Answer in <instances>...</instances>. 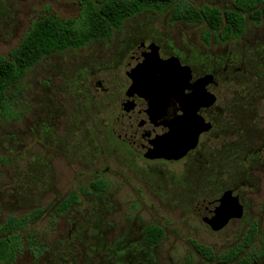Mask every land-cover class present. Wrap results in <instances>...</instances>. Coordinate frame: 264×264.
<instances>
[{
	"label": "rangeland",
	"instance_id": "1",
	"mask_svg": "<svg viewBox=\"0 0 264 264\" xmlns=\"http://www.w3.org/2000/svg\"><path fill=\"white\" fill-rule=\"evenodd\" d=\"M81 1L0 0V58L20 45L40 17L77 18ZM186 1L223 10L233 2ZM207 30L172 22L169 12L145 11L127 19L111 39L55 53L27 72L20 118H0V225L10 216L41 211L21 231L23 247L14 264H233L204 258L193 242L220 256L254 224L260 229L254 251L264 253V24L249 21L242 36L229 39L211 31L208 44ZM142 42L155 43L152 51L159 46L163 57L219 73L215 126L179 161L140 156L112 131L128 80L125 67ZM96 179L109 189L79 192L78 204L57 212L73 191ZM229 190L239 196L243 213L213 230L193 207ZM150 225L165 230L159 245L146 240ZM254 264H264V255Z\"/></svg>",
	"mask_w": 264,
	"mask_h": 264
},
{
	"label": "trees",
	"instance_id": "2",
	"mask_svg": "<svg viewBox=\"0 0 264 264\" xmlns=\"http://www.w3.org/2000/svg\"><path fill=\"white\" fill-rule=\"evenodd\" d=\"M145 11L159 14L170 13L172 22L206 25L204 34L209 43L211 31H218L219 38L242 36L248 22L264 24V0H233L226 10L204 5L198 8L186 0H82L77 18L64 20L56 16H42L34 21L25 32L20 45L0 58V118L5 121L18 120L21 114L17 105L23 93L22 84L27 72L48 56L70 49H80L101 39H111L116 30L122 29L127 19ZM218 37H216L217 39ZM1 159V158H0ZM110 185L103 179L94 180L89 187L73 191L57 208L64 213L80 201V194H101ZM41 211H35L24 218L10 216L0 225V264H14L23 245L21 231L25 230ZM260 233L254 224L243 241L223 255L203 244L193 242L197 252L210 261H233L246 249L249 253L237 258L236 264H254L264 253H255L253 245ZM146 240L151 245H159L165 237V230L157 225L145 228ZM38 258L39 253H34Z\"/></svg>",
	"mask_w": 264,
	"mask_h": 264
},
{
	"label": "water",
	"instance_id": "3",
	"mask_svg": "<svg viewBox=\"0 0 264 264\" xmlns=\"http://www.w3.org/2000/svg\"><path fill=\"white\" fill-rule=\"evenodd\" d=\"M175 58L162 60L142 48L131 55V63L126 69L132 80L129 94H137L154 105V118H159L165 110L164 102L174 93L173 86L180 88L182 70L178 69ZM210 126L190 125L186 120H175L168 126L157 127L152 121L144 122L139 117L119 119L113 124V134L122 142L130 144L148 159L179 161L198 145L199 135ZM230 195L213 202L202 201L194 205L193 212L213 230H222L230 221L243 213L234 203H229Z\"/></svg>",
	"mask_w": 264,
	"mask_h": 264
},
{
	"label": "flooded vegetation",
	"instance_id": "4",
	"mask_svg": "<svg viewBox=\"0 0 264 264\" xmlns=\"http://www.w3.org/2000/svg\"><path fill=\"white\" fill-rule=\"evenodd\" d=\"M151 46L155 47V43H151L149 46H144V42H142V44L138 46L136 50L138 48H142L153 55L159 56V58L164 61L171 59V57H163L161 55L159 46L156 47L155 52L152 51ZM131 55L129 62L125 67V72L131 63ZM174 63H176L178 69L182 70L181 85L180 88L173 86L174 93L172 96L165 99L163 104L165 110L161 112L159 118L157 119L154 118V105L148 99L140 97L137 94H129L132 80L127 76V84H125L123 88L122 97L120 100L119 124L124 118L139 117L144 122L152 121L157 127L168 126L177 119L186 120L190 125H209L210 129L208 131L201 132L197 147L191 150L184 157L186 158L199 147L201 139L205 135L209 134L215 126V121L221 112V83L218 72H204L198 70L191 64L178 59H175ZM119 141L121 140L119 139ZM121 143L125 144L136 153L130 144L122 141ZM136 154L144 156L141 153ZM225 194L230 195L229 203L233 202L237 208H241L239 206V196L235 195L234 190H229L222 196ZM222 196L213 200H207L206 202H213L222 198ZM241 257L242 256H239L237 258L239 259ZM237 258L233 260V264L237 263Z\"/></svg>",
	"mask_w": 264,
	"mask_h": 264
}]
</instances>
